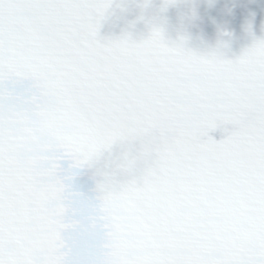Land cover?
Instances as JSON below:
<instances>
[{"label":"snow or ice","instance_id":"1","mask_svg":"<svg viewBox=\"0 0 264 264\" xmlns=\"http://www.w3.org/2000/svg\"><path fill=\"white\" fill-rule=\"evenodd\" d=\"M112 5L0 0V264H264V38L101 36Z\"/></svg>","mask_w":264,"mask_h":264}]
</instances>
